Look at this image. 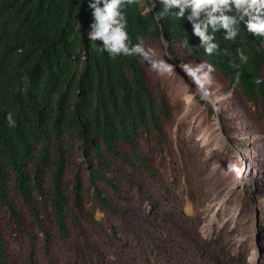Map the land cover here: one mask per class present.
Listing matches in <instances>:
<instances>
[{
    "label": "trees",
    "instance_id": "16d2710c",
    "mask_svg": "<svg viewBox=\"0 0 264 264\" xmlns=\"http://www.w3.org/2000/svg\"><path fill=\"white\" fill-rule=\"evenodd\" d=\"M147 5L133 0L124 9L131 42L141 38L159 59L165 36L173 55L211 64L213 88L230 93L225 103L234 106L221 117L226 130L248 125L264 138V83L256 84L264 78V38L241 24L236 39L226 40L221 29L219 50L209 56L190 22L171 14L158 19L161 3L157 13L144 14ZM91 11L87 0H0V264H35L40 241L53 258L54 244L69 238L110 264V255L124 258L131 248L112 218L133 215L138 199L158 206L144 185L162 179L181 103L149 59H112L100 51L102 41L89 42ZM162 60L173 66L165 54ZM97 210L108 218L97 219ZM143 223L163 238L153 214L146 212Z\"/></svg>",
    "mask_w": 264,
    "mask_h": 264
},
{
    "label": "rangeland",
    "instance_id": "374dc122",
    "mask_svg": "<svg viewBox=\"0 0 264 264\" xmlns=\"http://www.w3.org/2000/svg\"><path fill=\"white\" fill-rule=\"evenodd\" d=\"M169 58L178 70L160 71V76L173 100L181 103L171 122L178 153L174 146L169 148L163 158L162 179H147L144 185L146 196L158 204L156 209L138 199L133 215L112 218L118 236L131 248L126 257L110 255L108 262L249 264L250 253L258 249L259 258L253 264H264V213L257 207L258 202L264 203V186L255 183L247 170L258 166L264 175V147L259 145L264 138L247 127L228 133L218 117L219 102L226 95L198 91L183 65L174 56ZM193 71L204 78L203 86L211 83L209 75ZM234 139L245 141L246 147ZM99 211L103 213L99 220L108 218ZM146 212L164 228L163 238H155L154 229L143 223ZM101 238L102 234L96 236L97 244L102 245ZM39 245L35 264H99L86 253V247L84 251L75 247L71 238L54 244L53 258L47 257L42 241Z\"/></svg>",
    "mask_w": 264,
    "mask_h": 264
},
{
    "label": "clouds",
    "instance_id": "9594fccd",
    "mask_svg": "<svg viewBox=\"0 0 264 264\" xmlns=\"http://www.w3.org/2000/svg\"><path fill=\"white\" fill-rule=\"evenodd\" d=\"M132 2L133 0H87L88 7L92 10V22L90 24V30L87 32L89 42L95 43L97 41H102V44H99L100 51L107 52L112 59H116L119 56L140 55L149 59L151 67L158 70L159 73L160 71H170L171 68L175 70L174 64L172 66L162 60L164 54L167 57H169V55L174 56L175 59L183 65L184 72L193 77L198 91L204 89V91L210 94L226 95L225 98L220 100L219 105L221 109L218 110V117L225 128L221 117L226 116L225 111H233L232 108L234 106L225 103V101L230 100V93L217 91L213 88L214 77L211 73V71H213L212 65L201 64L198 67L192 61H185L179 56L173 55L169 51L170 44L165 36H163L162 42L166 51L158 52L159 59L155 58L154 53L150 49L144 47L141 38L138 37L137 39L140 42L133 44L127 29V13L124 11L128 4ZM160 3L163 7L158 13L157 18L159 19L165 15L171 14L173 17L186 19L192 25V35L199 38L200 46L203 47L204 52L209 56L219 50V44L215 40V33L221 29L224 30V38L226 40L236 39L240 32L241 24H243L244 27L246 26L245 28L252 35L264 38V0H150V5L145 7L144 14L157 13ZM76 27L77 31H80V21L77 23ZM238 51L240 62H247L248 57L242 50ZM236 66L238 67V65ZM204 67H207L208 70L202 69ZM194 69L198 70L199 74H204L205 77L209 75L211 83L203 86L204 78L202 76L197 77L195 71H193ZM176 70H178V67ZM239 76L240 73L237 72V82L239 81ZM161 80L163 81L162 77ZM261 83H264V78H257L256 84L259 85ZM204 95L205 93L202 92V98ZM213 110L214 109H211V111ZM234 114L236 116L238 115L237 112ZM6 121L9 127L16 126V120L12 112L7 113ZM239 122L240 120H237L238 124ZM242 126V128L236 129L233 133L241 132V129L245 127L255 131L249 128L248 125L242 124ZM228 133L232 134L231 132ZM234 141L242 143L238 144L239 146L246 147L247 145L243 140L234 139ZM251 145L256 147L254 143ZM259 145H263L261 147H264L262 141ZM241 165L242 162L239 161L238 167ZM247 170L255 183L264 186V175L261 168L258 166H250ZM257 192H260V189L257 190ZM257 207L264 213V203L258 202ZM102 215L103 213L97 210L96 218L100 219ZM258 258L259 250L255 249L248 257L249 264H253L254 259Z\"/></svg>",
    "mask_w": 264,
    "mask_h": 264
},
{
    "label": "built area",
    "instance_id": "2783aa9c",
    "mask_svg": "<svg viewBox=\"0 0 264 264\" xmlns=\"http://www.w3.org/2000/svg\"><path fill=\"white\" fill-rule=\"evenodd\" d=\"M212 226H213V222H211V223L208 225L209 228H208L207 230H209V231L211 232V231L213 230V227H212ZM203 232L206 233V230H204Z\"/></svg>",
    "mask_w": 264,
    "mask_h": 264
},
{
    "label": "bare ground",
    "instance_id": "6f19581e",
    "mask_svg": "<svg viewBox=\"0 0 264 264\" xmlns=\"http://www.w3.org/2000/svg\"><path fill=\"white\" fill-rule=\"evenodd\" d=\"M203 73H205V72H203ZM257 176V175H256ZM259 176V175H258Z\"/></svg>",
    "mask_w": 264,
    "mask_h": 264
}]
</instances>
